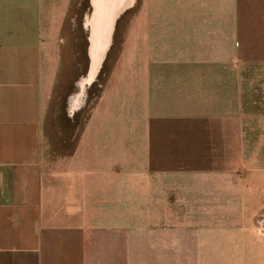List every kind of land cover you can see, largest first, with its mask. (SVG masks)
Masks as SVG:
<instances>
[{
  "label": "crops",
  "instance_id": "0c3cea01",
  "mask_svg": "<svg viewBox=\"0 0 264 264\" xmlns=\"http://www.w3.org/2000/svg\"><path fill=\"white\" fill-rule=\"evenodd\" d=\"M79 1L0 0V264H264V0Z\"/></svg>",
  "mask_w": 264,
  "mask_h": 264
},
{
  "label": "rangeland",
  "instance_id": "374dc122",
  "mask_svg": "<svg viewBox=\"0 0 264 264\" xmlns=\"http://www.w3.org/2000/svg\"><path fill=\"white\" fill-rule=\"evenodd\" d=\"M79 8L80 10H84L85 8V1L80 0L79 1ZM73 19L77 22L78 26L81 22L82 16L79 14H74ZM73 35H76V44L73 43V46L71 47H64L62 53L64 55H68V60L66 59L67 63H62V71L60 73H64L63 75L65 78H70V82L67 85L66 79L63 75L60 76V79L58 80V83L56 85L55 89V96L52 98L50 102V113L59 112L61 114V111L65 109L64 103H65V96L67 95L68 91H77L78 85H81L83 81H86V74L89 71V60L87 57V47H86V30H78L72 32ZM119 32L115 34V37L110 42L109 47L107 48V51L105 52V55L103 59L101 60L99 64V68L96 72V74L93 77V80L84 85V88L82 90V94L85 95V102L86 104L90 103V101L98 95L100 91L101 83H103V75L107 71H110L113 69V59H115L117 56L119 57H134L135 56V48L132 47H119L118 46V38ZM72 59V60H71ZM124 65L123 62L118 61L116 67L118 69H121V67ZM85 78V79H84ZM82 81V82H80ZM80 82V83H79ZM79 83V84H78ZM57 95V96H56ZM63 120L66 118L63 116H59ZM78 115H75V119H77ZM64 122V123H63ZM60 124L64 127V132H66V123L64 121H60ZM52 125V124H51Z\"/></svg>",
  "mask_w": 264,
  "mask_h": 264
},
{
  "label": "bare ground",
  "instance_id": "6f19581e",
  "mask_svg": "<svg viewBox=\"0 0 264 264\" xmlns=\"http://www.w3.org/2000/svg\"><path fill=\"white\" fill-rule=\"evenodd\" d=\"M109 19V18H108ZM106 23H110L109 21L108 22H106ZM110 26L108 25V28H109ZM107 39V38H106ZM108 39H107V42H106V46L108 45ZM106 46L104 45L103 46V48H104V51H105V49H106ZM93 48V47H92ZM90 50H91V48H90ZM90 57H91V67L89 68V71H88V73H87V77H86V81H87V83H88V81H92L93 80V77H94V75L96 74V72H97V70H98V68H99V64H100V62H101V60H102V58H103V53L101 54V52H100V54L98 55V56H96L95 55V57L92 55L91 56V54H90Z\"/></svg>",
  "mask_w": 264,
  "mask_h": 264
},
{
  "label": "water",
  "instance_id": "95a60500",
  "mask_svg": "<svg viewBox=\"0 0 264 264\" xmlns=\"http://www.w3.org/2000/svg\"><path fill=\"white\" fill-rule=\"evenodd\" d=\"M100 52H101V54L104 53L103 46H93L92 55L94 57H95V55L98 56L100 54Z\"/></svg>",
  "mask_w": 264,
  "mask_h": 264
},
{
  "label": "flooded vegetation",
  "instance_id": "af4514ba",
  "mask_svg": "<svg viewBox=\"0 0 264 264\" xmlns=\"http://www.w3.org/2000/svg\"><path fill=\"white\" fill-rule=\"evenodd\" d=\"M92 20H93V19L90 20V26H91V23H93ZM89 66L91 67V57H90V55H89ZM90 67H89V68H90Z\"/></svg>",
  "mask_w": 264,
  "mask_h": 264
}]
</instances>
